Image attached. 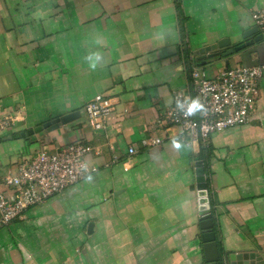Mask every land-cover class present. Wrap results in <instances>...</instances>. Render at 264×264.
<instances>
[{
	"label": "crops",
	"instance_id": "1",
	"mask_svg": "<svg viewBox=\"0 0 264 264\" xmlns=\"http://www.w3.org/2000/svg\"><path fill=\"white\" fill-rule=\"evenodd\" d=\"M259 9L264 0H0V118L17 115L0 133V178L17 173L24 157L78 141L94 147L87 160L99 168L92 182L83 179L0 227V264H76L73 248L87 242H110L111 255L99 250L98 262L207 264L194 188L203 146L224 253L264 257V77L251 123L214 134L207 145H142L166 136L154 122L175 91L190 87L194 67L215 75L264 63V41L228 57V46L195 54L222 39L247 41ZM93 37L101 43L92 50L104 55L95 72L82 59ZM98 94L113 103L101 132L84 110ZM73 112L80 116L71 123L21 135ZM3 190L14 197V188ZM82 229L86 237L72 240Z\"/></svg>",
	"mask_w": 264,
	"mask_h": 264
},
{
	"label": "built area",
	"instance_id": "2",
	"mask_svg": "<svg viewBox=\"0 0 264 264\" xmlns=\"http://www.w3.org/2000/svg\"><path fill=\"white\" fill-rule=\"evenodd\" d=\"M253 18L256 25L264 30V12L255 13ZM263 77L264 63L251 67H226L213 76L203 67H194L190 87L175 91L173 105L154 122V129H162L166 136L150 135L142 140L143 147H160L174 138L188 146L207 145L214 134L251 123ZM178 98L199 100L206 111L184 117L176 108ZM84 110L95 132L107 129L113 111L110 97L98 94L85 105ZM16 119L15 114L0 118V133L8 131ZM94 151V147L78 141L58 151L42 149L31 157H24L17 173L0 178V227L25 219L28 209L82 181L85 166L89 172H97L99 168L87 160ZM136 153L135 147H129L130 155ZM3 186L14 188L13 198L6 195Z\"/></svg>",
	"mask_w": 264,
	"mask_h": 264
},
{
	"label": "water",
	"instance_id": "3",
	"mask_svg": "<svg viewBox=\"0 0 264 264\" xmlns=\"http://www.w3.org/2000/svg\"><path fill=\"white\" fill-rule=\"evenodd\" d=\"M247 41L232 46L229 39H222L215 44L208 45L199 49L195 54H202V56L208 57L210 52L228 46L226 51L222 53V56L228 57L236 52H239L247 47L253 46L256 43L264 41V30L255 26L244 33ZM214 55V54H213ZM80 116L79 112L69 113L63 115L60 118L53 119L42 125L22 132V137L30 138L37 133L44 130L52 131L60 126V124H68ZM198 190L199 195V212H200V229H201V242L203 243V250L205 260L207 264H264V257L257 251H240L221 254L217 239V234L213 230L215 226L213 206L210 199V189L206 178V170L203 161L198 162L197 167V183L194 186ZM94 228L93 224H90L88 232L91 233Z\"/></svg>",
	"mask_w": 264,
	"mask_h": 264
},
{
	"label": "clouds",
	"instance_id": "4",
	"mask_svg": "<svg viewBox=\"0 0 264 264\" xmlns=\"http://www.w3.org/2000/svg\"><path fill=\"white\" fill-rule=\"evenodd\" d=\"M100 43L101 42L99 38L93 37L90 40V50L82 58L87 67L93 72L102 68L104 64L103 53L99 50H92L93 48L98 49ZM176 108L184 117H191L196 115L197 112L203 113L206 111L204 105L199 100H186L178 98L176 101ZM172 145L173 147L179 149L183 145V141L179 138H174L172 141ZM82 171L84 173L85 182H92L94 180V175L89 172L86 166Z\"/></svg>",
	"mask_w": 264,
	"mask_h": 264
},
{
	"label": "rangeland",
	"instance_id": "5",
	"mask_svg": "<svg viewBox=\"0 0 264 264\" xmlns=\"http://www.w3.org/2000/svg\"><path fill=\"white\" fill-rule=\"evenodd\" d=\"M257 12H264V9H259V10L255 11V12H253L252 13V18L254 16V14L257 13ZM253 20H254V18H253ZM207 71L210 72V70H207ZM210 76H213V75H210ZM84 230L85 229H82L80 232H78V235L73 234L72 240L80 239V237L85 238L86 237V232ZM101 232L102 231H100V233ZM99 243L96 245L94 243L92 244L91 242L90 243L87 242V244H85V247H84V249L86 251H84V249H82L83 246H80L79 248L78 247H76V248L74 247L73 248V251H74V253H73L74 254V256H73V262L76 263V264H78L80 262L81 257L85 261V256H86L87 257V260H86V262L84 264H112L111 263V261H112V258L111 257H108V258H106V257L105 258L104 257L103 258H99V262H98L97 258L99 256V250L101 252H105V251H107V248L108 247L110 248V242H103V243L99 242ZM79 244L80 243H78L77 245H79ZM107 252L110 253L109 251H107ZM110 255H111V253H110Z\"/></svg>",
	"mask_w": 264,
	"mask_h": 264
},
{
	"label": "trees",
	"instance_id": "6",
	"mask_svg": "<svg viewBox=\"0 0 264 264\" xmlns=\"http://www.w3.org/2000/svg\"><path fill=\"white\" fill-rule=\"evenodd\" d=\"M204 145V144H203ZM208 150H207V147L206 146H203L202 149H201V154H200V157L201 159L204 161L205 163V168H208V163H209V155H208ZM213 214H214V222H215V226H214V231L216 232V234L218 233V222H217V219H216V214L215 212L213 211ZM218 244H219V249H220V252L222 255H224V251L222 249V243L220 240H218Z\"/></svg>",
	"mask_w": 264,
	"mask_h": 264
}]
</instances>
